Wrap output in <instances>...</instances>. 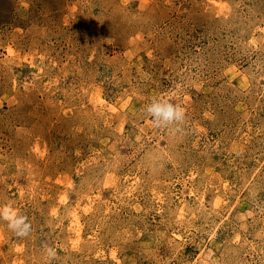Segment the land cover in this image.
Returning <instances> with one entry per match:
<instances>
[{"label": "rangeland", "instance_id": "obj_1", "mask_svg": "<svg viewBox=\"0 0 264 264\" xmlns=\"http://www.w3.org/2000/svg\"><path fill=\"white\" fill-rule=\"evenodd\" d=\"M9 204L0 264H264V0H0Z\"/></svg>", "mask_w": 264, "mask_h": 264}, {"label": "clouds", "instance_id": "obj_2", "mask_svg": "<svg viewBox=\"0 0 264 264\" xmlns=\"http://www.w3.org/2000/svg\"><path fill=\"white\" fill-rule=\"evenodd\" d=\"M145 111L152 117L156 126H167L182 122L185 119L184 110L179 105H173L166 100H153ZM0 219L8 222V228L15 231L19 236H26L30 231L27 217L20 214L18 210L9 205L0 207ZM49 256H55V251L47 249Z\"/></svg>", "mask_w": 264, "mask_h": 264}]
</instances>
